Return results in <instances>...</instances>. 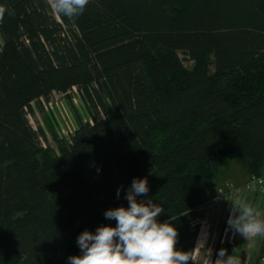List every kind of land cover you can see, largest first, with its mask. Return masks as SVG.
Here are the masks:
<instances>
[{"label": "trees", "instance_id": "1", "mask_svg": "<svg viewBox=\"0 0 264 264\" xmlns=\"http://www.w3.org/2000/svg\"><path fill=\"white\" fill-rule=\"evenodd\" d=\"M0 6V264H69L134 178L201 264L196 211L220 167L236 155L262 175L264 0H90L74 20L48 0ZM73 87L90 120L43 147L32 103Z\"/></svg>", "mask_w": 264, "mask_h": 264}, {"label": "clouds", "instance_id": "2", "mask_svg": "<svg viewBox=\"0 0 264 264\" xmlns=\"http://www.w3.org/2000/svg\"><path fill=\"white\" fill-rule=\"evenodd\" d=\"M89 2L51 0V7L56 13L74 20L84 13ZM6 12L13 14L0 6V22ZM120 190L117 189L118 198ZM149 190L147 178H134L125 195L128 207L120 206L104 213L106 219L116 221V226L103 225L94 233L83 231L77 237L81 255L69 256V264H189L192 261L190 253L176 249L177 229L169 221L158 222L163 207L151 199L137 200V197L147 196ZM261 216L258 209L241 199L231 209L226 232L232 230L233 234L244 238L264 235ZM214 264H240V261L221 248Z\"/></svg>", "mask_w": 264, "mask_h": 264}, {"label": "crops", "instance_id": "3", "mask_svg": "<svg viewBox=\"0 0 264 264\" xmlns=\"http://www.w3.org/2000/svg\"><path fill=\"white\" fill-rule=\"evenodd\" d=\"M229 165L230 164L227 162L224 166L229 167ZM232 165L234 171L233 173L226 172L224 174V183L230 182L235 185L243 184L247 180L248 174L244 170L241 163L236 164V162H232ZM262 175L264 176V170H262ZM219 186L220 184L218 186L214 185V189L208 193L207 198L211 196L215 189ZM241 199L246 200L253 207L258 209L262 214L261 218L264 219V197H261L255 193H244L240 200ZM234 204V201L227 202L219 209L208 211L204 210L201 206L197 208L196 215L200 211V215L198 216H201L202 220L204 221L206 232L203 235L202 240H200V244L197 246L200 233L198 234L193 256L197 251L201 254L204 251V248L207 246V258L208 255L212 254V258L210 259L211 262L216 260L218 251L223 248L226 250L227 254L236 256L239 259L240 264H249V257L254 255L255 259L253 264H256L264 235L244 238L238 233L233 234L232 230H228L226 232V229L228 228V225L226 224V216ZM263 258L264 255L259 259V264H264Z\"/></svg>", "mask_w": 264, "mask_h": 264}, {"label": "rangeland", "instance_id": "4", "mask_svg": "<svg viewBox=\"0 0 264 264\" xmlns=\"http://www.w3.org/2000/svg\"><path fill=\"white\" fill-rule=\"evenodd\" d=\"M48 1L51 4V0ZM180 56L183 58V54H180ZM184 63L187 65L188 61H184ZM32 108L33 114H28L30 124L33 128L38 129V127H41L44 131L47 142L40 139L42 146L46 147L48 144L55 151V143L50 134L51 130H54L58 137L69 140L77 125V118L83 121L90 120L88 107L76 87L71 88L66 93L52 92L48 100L42 99L39 100V102H33ZM232 162L240 164L238 157L236 155H231L228 159V164H230L229 167H220L219 172L214 179L215 186H218L219 184L221 186L224 183L225 180L223 177L226 172L233 173L234 168ZM262 170H264V165ZM202 206L203 204L201 207ZM202 208L204 209V207ZM198 215H200V211L196 215V220L200 223L199 233L202 232L200 238V240H202V237L206 232V226L201 216ZM211 258L212 254L208 255L207 258V246L201 254L197 251L193 256V260L200 261L201 264H209ZM254 259V255L250 256L248 263L253 264Z\"/></svg>", "mask_w": 264, "mask_h": 264}, {"label": "built area", "instance_id": "5", "mask_svg": "<svg viewBox=\"0 0 264 264\" xmlns=\"http://www.w3.org/2000/svg\"><path fill=\"white\" fill-rule=\"evenodd\" d=\"M244 193H255L261 197H264V176L250 174L248 175L247 180L240 185L225 182L215 189L214 193L207 198L202 207L208 211L219 209L227 202L234 201L236 204ZM230 212L231 210L227 215L226 224Z\"/></svg>", "mask_w": 264, "mask_h": 264}, {"label": "bare ground", "instance_id": "6", "mask_svg": "<svg viewBox=\"0 0 264 264\" xmlns=\"http://www.w3.org/2000/svg\"><path fill=\"white\" fill-rule=\"evenodd\" d=\"M201 235H202V232H200V234H199L198 241H197V246L200 244Z\"/></svg>", "mask_w": 264, "mask_h": 264}]
</instances>
